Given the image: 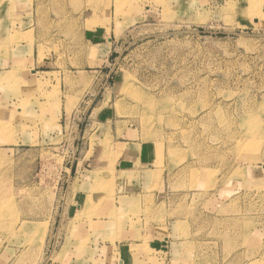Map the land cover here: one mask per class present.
<instances>
[{
    "label": "rangeland",
    "instance_id": "rangeland-1",
    "mask_svg": "<svg viewBox=\"0 0 264 264\" xmlns=\"http://www.w3.org/2000/svg\"><path fill=\"white\" fill-rule=\"evenodd\" d=\"M0 264H264V0H0Z\"/></svg>",
    "mask_w": 264,
    "mask_h": 264
},
{
    "label": "bare ground",
    "instance_id": "bare-ground-1",
    "mask_svg": "<svg viewBox=\"0 0 264 264\" xmlns=\"http://www.w3.org/2000/svg\"><path fill=\"white\" fill-rule=\"evenodd\" d=\"M255 7H251L250 8V10H252V13L253 14H258V15H262V13L260 12V9L258 10V9H256ZM258 20V19H257ZM245 154H247V153H245Z\"/></svg>",
    "mask_w": 264,
    "mask_h": 264
},
{
    "label": "crops",
    "instance_id": "crops-1",
    "mask_svg": "<svg viewBox=\"0 0 264 264\" xmlns=\"http://www.w3.org/2000/svg\"><path fill=\"white\" fill-rule=\"evenodd\" d=\"M79 207V206H78ZM79 209H81V206L79 207Z\"/></svg>",
    "mask_w": 264,
    "mask_h": 264
}]
</instances>
